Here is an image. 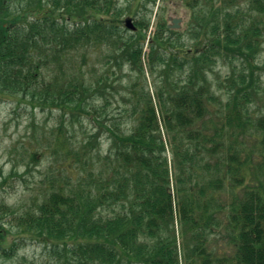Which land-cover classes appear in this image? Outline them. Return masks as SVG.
<instances>
[{
	"label": "trees",
	"instance_id": "obj_1",
	"mask_svg": "<svg viewBox=\"0 0 264 264\" xmlns=\"http://www.w3.org/2000/svg\"><path fill=\"white\" fill-rule=\"evenodd\" d=\"M134 1L124 10L115 0H0V99L56 109L72 125L88 120L97 129L78 142L55 133L52 153L60 162L33 208L0 203V253H13L15 227L14 240L42 243L65 264H264V115L248 113L249 104L264 100V63L256 61L264 0H249L248 13L188 0L193 25L181 34L161 16L148 41L155 0ZM127 11L137 18L129 37ZM184 38L191 48L182 49ZM79 50L83 58L102 54L103 73L87 80L92 73L84 77L64 62ZM49 57L62 69L75 66L73 75L50 81ZM217 62L239 63L224 80L226 102L208 81ZM110 91L115 114L107 99L91 107ZM247 139L259 147V160L252 147L242 149ZM223 231L233 255L211 240Z\"/></svg>",
	"mask_w": 264,
	"mask_h": 264
},
{
	"label": "rangeland",
	"instance_id": "obj_2",
	"mask_svg": "<svg viewBox=\"0 0 264 264\" xmlns=\"http://www.w3.org/2000/svg\"><path fill=\"white\" fill-rule=\"evenodd\" d=\"M214 2L218 6H221L223 10L231 7L230 10L235 12L238 10L239 6L243 12L248 13L249 11V0H215ZM134 5V0H115V6L118 8L122 7L124 10L131 6L134 7ZM185 5H187L188 8ZM16 7V5L12 4V9H16ZM148 8L152 10V13L150 16L149 29L146 32L147 41L148 38L154 35V24L161 16H164L167 24H171L168 22V18H180L182 20L180 28L175 31L181 32V34H184L183 32L193 25L189 24L191 21L190 11L193 8L188 0H155V4H150ZM193 10L195 12V9ZM126 13L127 14L123 15V20L127 16H132L129 11ZM141 15L142 12L140 11L136 17ZM136 19L137 18H135V20ZM245 19L244 21L247 22L249 17H246ZM132 20L135 21L133 18ZM124 35L129 37L133 35V33L125 31ZM192 44L193 42L186 38L181 41L183 50L191 48ZM148 51L149 49L145 42L144 52L147 53ZM81 53L82 50L72 53L70 59L64 60V62L72 61L75 66L78 65L84 77L89 76V74L92 73L91 77L87 80H92L103 73L104 67L101 66L103 62L102 54L98 51H92L87 54L86 58H83ZM55 60V58L49 57V60L46 63V72L49 73L50 81H59L61 83L62 81L58 80V77L61 76L63 79H66V77L68 78V75L72 76L73 74H70V72L75 66L72 64L68 66L65 65L62 69V64ZM142 60L145 65L146 55L142 57ZM256 61L260 64L264 63V47L257 55ZM238 64L239 63L237 62H233L232 64L228 63V65H225L221 62H217L211 66L213 72H208V81L212 84V89L216 95L221 96L223 102L227 101L226 99L228 96L224 92L225 89H230V86L224 83V80L227 78V74L228 76L231 75L230 70L234 69L238 71ZM112 69L115 70V67ZM127 69L128 68L125 66L122 67L123 75H127ZM76 75L80 76L79 74H75V76ZM147 75L149 80L153 79L149 74ZM87 80H85L84 83L79 84H88ZM260 81H262V85L264 86V77L261 76ZM123 82H125V80ZM67 86L68 84L66 83V87ZM220 89H222V91H220ZM121 91L125 92L124 86ZM108 93V97L97 98L96 101H93L91 107H99L100 105H103V101L107 99L110 101V103H108L107 112L114 113V111H112V109L110 111L109 108L115 107V99L112 98L113 93L111 91L109 94ZM18 99L20 100V98L15 99L10 96H3L0 99V203L4 202L14 210L24 212L27 209L33 208L34 198L39 196L46 188L48 176L51 173H54L56 163L60 162V160H56L55 155L52 153V140L55 133L62 132L69 140H71V142H78L82 141L84 136L96 133L97 129L94 128V125L88 120L81 122V124L74 121L72 125L70 123L71 120L69 119V115L62 116L58 110L46 107L43 108V110H41L42 108L31 109L29 105L18 101ZM118 104L122 105V102L118 101ZM249 105V116L255 117L264 115V100L262 103L254 101L253 105ZM84 133L87 135H84ZM100 138L101 142L99 148L102 155H105L108 148V142L105 136L103 137L102 135ZM245 145H247V149L252 147L251 149H248V151L254 153L253 156L255 160H259V147L256 145L253 146V140L247 139V142L243 144L242 149ZM33 152H36L39 155V160L37 162L31 160V154ZM251 169L253 170V174H255L256 170L254 167H251ZM252 183H255V181L252 180ZM226 189V195L230 197L232 191L229 186ZM7 218L8 216L6 219ZM10 231L11 233L8 236V243L9 245H12L13 242H16L17 246L14 248L11 256H2L0 253V264H65L62 258L54 256L50 248L45 247L42 243L22 237H18L14 240L13 236L16 235L15 232L18 231L17 228L12 227ZM217 235L211 236V240H216L215 245L218 246L215 248L217 249L216 251L223 252V250H226L227 253L233 255L235 249L231 246L230 240L226 237V232H222L221 236L223 237L219 236L218 233Z\"/></svg>",
	"mask_w": 264,
	"mask_h": 264
},
{
	"label": "water",
	"instance_id": "obj_3",
	"mask_svg": "<svg viewBox=\"0 0 264 264\" xmlns=\"http://www.w3.org/2000/svg\"><path fill=\"white\" fill-rule=\"evenodd\" d=\"M171 21H172L173 24H174V26H170L171 28L178 27V23L180 22V19H172ZM125 26H126L127 28H129V29H134V26H133V24H132V22H131L130 19H127V20L125 21Z\"/></svg>",
	"mask_w": 264,
	"mask_h": 264
}]
</instances>
